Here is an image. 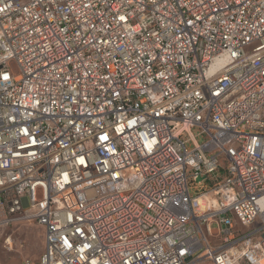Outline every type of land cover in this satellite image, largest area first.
Wrapping results in <instances>:
<instances>
[{
	"label": "built area",
	"instance_id": "built-area-1",
	"mask_svg": "<svg viewBox=\"0 0 264 264\" xmlns=\"http://www.w3.org/2000/svg\"><path fill=\"white\" fill-rule=\"evenodd\" d=\"M13 221L25 264H264V0H0Z\"/></svg>",
	"mask_w": 264,
	"mask_h": 264
},
{
	"label": "rangeland",
	"instance_id": "rangeland-1",
	"mask_svg": "<svg viewBox=\"0 0 264 264\" xmlns=\"http://www.w3.org/2000/svg\"><path fill=\"white\" fill-rule=\"evenodd\" d=\"M212 226L215 227V224ZM247 230L245 228L244 231ZM9 236L11 244L7 242ZM211 240L214 244L221 242L220 238ZM44 243V229L36 222L13 221L3 224L0 226V264H25L26 260L37 263Z\"/></svg>",
	"mask_w": 264,
	"mask_h": 264
}]
</instances>
